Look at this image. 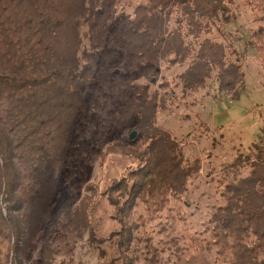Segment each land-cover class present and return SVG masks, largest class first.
Returning a JSON list of instances; mask_svg holds the SVG:
<instances>
[{
    "label": "trees",
    "instance_id": "1",
    "mask_svg": "<svg viewBox=\"0 0 264 264\" xmlns=\"http://www.w3.org/2000/svg\"><path fill=\"white\" fill-rule=\"evenodd\" d=\"M119 2L0 0V264L29 259L38 244L49 241L53 224L65 211L68 220L77 212V224L87 231L99 259L107 256L102 246L109 241L115 251L111 264H133L136 255L129 259L125 252L136 253L140 246L131 244L126 219L141 208L134 226L151 224L169 208L171 198L181 199L188 179L198 172V166L184 159L181 146L154 126L158 96L148 93L147 84H130L122 87L127 94L113 119L122 128L136 123L139 133L131 141L129 135L124 142L111 140L100 153V158L116 153L137 161L98 197H105L111 207L116 230L104 237L93 229L90 214L95 201L88 195L75 212L67 200L52 204L61 166L76 136L74 120L83 103L91 100L93 79L104 71L101 58L116 46L108 28ZM233 3L144 0L132 16L122 18L126 25L120 39L129 67L148 71L160 61L172 66L189 59L191 64L177 75L184 92L205 88L216 72L218 92H234L237 99L234 90L244 76L239 63H226L222 43L201 39L212 33L214 20H231ZM243 3L254 11V21L264 22V0ZM172 16L175 27L169 29ZM251 36V46L261 50L264 71V26H257ZM139 144L142 150L136 149ZM247 160L246 177L216 182L224 202L209 223L217 254L226 264H264V150ZM87 188L96 194V186ZM145 260L156 264V254Z\"/></svg>",
    "mask_w": 264,
    "mask_h": 264
},
{
    "label": "rangeland",
    "instance_id": "2",
    "mask_svg": "<svg viewBox=\"0 0 264 264\" xmlns=\"http://www.w3.org/2000/svg\"><path fill=\"white\" fill-rule=\"evenodd\" d=\"M243 2L234 0L229 10L231 20H214L212 33L201 37L223 44L227 64L239 63L244 76L234 90L237 99L232 97L234 92H218L216 72L205 88L195 93L184 92L177 75L191 64L189 59L172 66L160 61L152 70L133 71L121 45L120 35L126 25L122 18L132 16L134 8L144 0H120L111 17L108 32L116 46L101 58L104 71L93 79L89 89L91 100L83 103L74 120L76 136L61 166L52 204L67 200V206L75 212L88 195L95 201L90 214L93 229L104 237L116 230L111 207L105 197H98L112 179H119L135 168L137 161L116 153L100 158V153L111 140L124 142L129 133L135 132V136L139 133L136 123L122 128L113 117L127 94L122 87L147 84L148 93L158 96L154 126L167 132L181 146L184 159L198 166V172L188 179L181 199L171 198L169 208L151 224L134 226L141 208L126 219L132 230L131 244L137 242L140 246L136 253L125 252L129 259L136 255L133 264H146L145 256L152 254H156V264H226L217 254L209 223L212 212L224 202L216 182L219 178L236 182L246 177L247 158L254 159L258 149L264 150V71L260 48L250 44L251 33L257 26H264V22L254 21V11ZM168 27H175L174 16ZM85 30L81 28V32ZM83 46H88L86 40ZM136 149L142 150L143 145ZM89 185L97 187L96 194L87 188ZM76 213L68 220L69 212L65 211L53 224L49 241L38 244L29 259L17 264L41 261L43 264H111L115 251L109 241L102 246L107 256L99 259L93 244L87 241V231L77 224L80 221Z\"/></svg>",
    "mask_w": 264,
    "mask_h": 264
},
{
    "label": "water",
    "instance_id": "3",
    "mask_svg": "<svg viewBox=\"0 0 264 264\" xmlns=\"http://www.w3.org/2000/svg\"><path fill=\"white\" fill-rule=\"evenodd\" d=\"M134 136H135V132H131V133L129 134V139H130V140L133 139Z\"/></svg>",
    "mask_w": 264,
    "mask_h": 264
}]
</instances>
